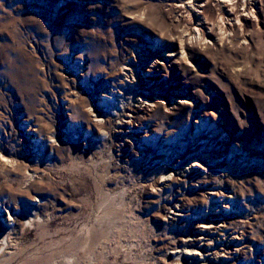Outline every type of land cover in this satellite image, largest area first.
I'll use <instances>...</instances> for the list:
<instances>
[{"label":"rangeland","instance_id":"obj_1","mask_svg":"<svg viewBox=\"0 0 264 264\" xmlns=\"http://www.w3.org/2000/svg\"><path fill=\"white\" fill-rule=\"evenodd\" d=\"M179 1L0 0V208L15 222L4 210L0 264H186L172 252L208 186L232 208L237 263L264 264V0H246L254 19L233 32L215 1L197 10L216 37L203 46ZM180 41L184 59L154 78L167 105L142 111L128 127L136 141L122 140L100 92L127 59ZM202 151L213 168L159 185L172 157ZM176 203L189 218L170 214Z\"/></svg>","mask_w":264,"mask_h":264},{"label":"bare ground","instance_id":"obj_2","mask_svg":"<svg viewBox=\"0 0 264 264\" xmlns=\"http://www.w3.org/2000/svg\"><path fill=\"white\" fill-rule=\"evenodd\" d=\"M212 1L218 4L220 12L226 16L220 21H224L225 23L222 22V25L231 32L237 28L242 29L254 19L251 14L250 3L246 0H180L179 8L183 9L181 11L191 13L194 17L193 22H191L193 23V26L191 25L193 38L191 39L197 45L203 46L215 42L216 37L213 30H208L206 21L203 19V13L197 11ZM194 21L197 22L196 25H194ZM165 46L172 47V49L159 55L158 52H153L155 58L152 55L143 57L142 54H139L133 56V60L127 59L118 70L119 83L116 85L112 83L111 87L102 89L100 92L99 98H101L100 103L103 105L104 114L116 118L115 129L120 133L121 139L128 143L132 144L138 137L137 134L128 133L132 119L140 117L142 111L165 105L160 102L166 103V100L160 96L165 82L154 84V78L160 79L161 69L159 68L165 67L171 60L177 59L179 55L184 59L186 45L183 42H178L177 48H173V44H165ZM147 73L155 74V76L148 77ZM171 103L169 108L186 102L172 98ZM88 113H93V111L88 109ZM139 138H141L140 135ZM52 143L51 139L48 140L47 146L50 150L53 149ZM214 158L215 153L209 151L200 152L186 163H181L179 159L172 157L169 165L166 166V171L164 170V174L160 177L159 185L165 186L169 182L186 177V172L196 166L203 169L213 168L218 163ZM203 190L206 204L199 215L190 219L192 222L188 229L187 239L183 241V246L175 248L177 250L173 251L172 254L177 260L180 258L186 260V264H240L237 263V259L245 247V243L242 242L238 232L229 227L228 215L232 210L230 203L226 200L227 197L216 187L208 186L204 187ZM6 209L0 208V217L3 216L5 210L7 217L3 216L2 218L6 225L12 228L15 223L9 213L12 207L8 205ZM169 212L175 218H179L177 216H183L181 219L189 218L188 215L183 214L182 204H173Z\"/></svg>","mask_w":264,"mask_h":264}]
</instances>
